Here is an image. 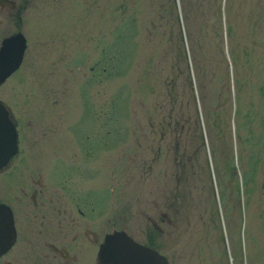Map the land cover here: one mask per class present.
Returning <instances> with one entry per match:
<instances>
[{"label":"rangeland","instance_id":"374dc122","mask_svg":"<svg viewBox=\"0 0 264 264\" xmlns=\"http://www.w3.org/2000/svg\"><path fill=\"white\" fill-rule=\"evenodd\" d=\"M180 1L45 0L43 34L29 42L28 104L18 115L29 119V134L67 132L78 116H91L94 132H110L109 162H115L117 147L124 152L121 178L130 220L137 217L138 199L162 196L165 184L180 192L187 183L189 209L215 207L220 256L210 258L264 264V0H210L200 14L193 12L190 25ZM190 34L199 36L203 65L213 73L202 77L201 87ZM187 75L192 109L186 107ZM176 111L186 118L183 125L173 123L184 127L182 133L166 134ZM101 117L107 119L103 127ZM117 131L121 140L113 143ZM148 133L149 144L143 138ZM144 163L151 176L167 173L166 181L156 180L155 193L149 173H142L138 184ZM247 179L253 184L252 222L245 218ZM142 221L140 231L131 232L139 241L149 234ZM153 240L164 253L165 237ZM204 245L209 247L206 237ZM177 264L200 263L188 257Z\"/></svg>","mask_w":264,"mask_h":264},{"label":"flooded vegetation","instance_id":"af4514ba","mask_svg":"<svg viewBox=\"0 0 264 264\" xmlns=\"http://www.w3.org/2000/svg\"><path fill=\"white\" fill-rule=\"evenodd\" d=\"M44 1L0 0V109L15 135L11 154L8 140L0 138V248L7 246L0 253V264H95L99 247L107 236L115 233H124L133 242L155 251L168 264H177L188 257L200 264H221L214 255L210 258L211 253L220 256L215 207L198 205L189 209L185 204L187 183L174 193L165 184L164 194L156 196V180L163 177L166 181V172L156 171L151 176L150 165L144 163V168L138 171V184L143 180L142 173H149L155 195L149 202L136 201L137 217L130 220L126 216L121 178L124 152L117 147L115 162L113 158L109 162L110 132H94L91 116H78L67 132L27 133L29 119L19 117L18 112L28 104L29 42L31 38L38 42L43 34ZM71 18V15L66 18L70 24ZM20 49L17 67L3 76ZM105 71L102 67L101 73ZM106 124L107 119L101 117L100 127ZM172 126L169 118L166 134L176 132ZM116 134L113 143L121 140L119 131ZM147 136L149 133L143 135L144 142ZM159 137L164 138L162 133ZM251 183L247 179L244 200L245 218L252 222ZM141 218L149 231L143 241L131 234L140 231V224H144ZM157 236L165 237L164 253L154 245ZM205 237L209 247L204 245Z\"/></svg>","mask_w":264,"mask_h":264},{"label":"water","instance_id":"95a60500","mask_svg":"<svg viewBox=\"0 0 264 264\" xmlns=\"http://www.w3.org/2000/svg\"><path fill=\"white\" fill-rule=\"evenodd\" d=\"M15 40V39H12ZM13 55V65H7V69L3 76L9 74L12 69H15L19 63L20 52ZM2 116V117H1ZM5 113L0 109V138L4 141L8 140V146L12 147L14 152L15 148V135L13 128L4 119ZM6 126V128H5ZM8 226H10V220L8 218ZM10 230V228H9ZM11 234V232H9ZM12 234V239H13ZM11 237V235H10ZM11 243V242H9ZM7 247V246H5ZM5 247L0 248V253L4 251ZM95 264H168L165 258L155 251L148 249L142 245L133 242L124 233H115L105 238L103 244L99 247Z\"/></svg>","mask_w":264,"mask_h":264},{"label":"trees","instance_id":"16d2710c","mask_svg":"<svg viewBox=\"0 0 264 264\" xmlns=\"http://www.w3.org/2000/svg\"><path fill=\"white\" fill-rule=\"evenodd\" d=\"M210 0H181L180 2L182 3V9H183V12H184V15H183V20L185 22V24H188L190 25L191 24V19L193 18V12H198L200 14V11H204V5L206 3H208ZM192 3V5H191ZM203 25V34L202 36L205 37V35L207 34V25L206 24H202ZM197 35H198V31H197ZM188 38H189V41H190V49L191 47H193L191 50H192V61H193V70L195 72V77H196V82H197V85L199 87L203 86V79L206 77V75H209L211 77H213V73L212 72H208L206 69H205V66L203 65V51L200 50V43H199V36L195 37L194 35L190 34L188 35ZM202 51V53H201ZM203 77V79H202ZM200 78V80H199ZM185 84L187 86V90H188V102L186 103V107H190L192 109V96L190 95L191 92L189 90L190 86H191V83H190V80L188 78V75L186 76L185 78ZM165 87V90L167 88V91H165V94H166V97L168 98V101H169V105L171 104V106L168 108V111H171L172 109V104H173V94H172V88L168 87L167 86H164ZM200 91H201V88H200ZM170 109V110H169ZM186 110V109H185ZM178 112L176 111L172 121L173 123H175L176 121L177 122H181L182 125L184 124L183 122L186 120L185 116L183 115H178L177 114ZM171 114V112H170ZM192 114V112H191ZM190 114V115H191ZM169 115V114H168ZM171 119V118H170ZM174 126V130L176 129V134H178L180 131L183 130V126L179 127V130L177 128H175V124L173 125Z\"/></svg>","mask_w":264,"mask_h":264}]
</instances>
